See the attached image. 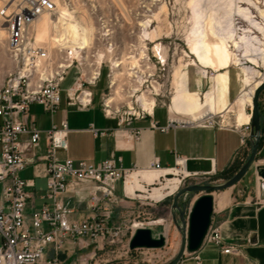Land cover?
I'll use <instances>...</instances> for the list:
<instances>
[{
    "label": "built area",
    "instance_id": "built-area-1",
    "mask_svg": "<svg viewBox=\"0 0 264 264\" xmlns=\"http://www.w3.org/2000/svg\"><path fill=\"white\" fill-rule=\"evenodd\" d=\"M65 8L68 11V7ZM58 15V7L52 0H14L0 10V19L7 33L6 56L10 63L0 86V264H63L62 257L69 251L74 254L76 249H85V242L96 247L102 245L113 254L116 248L124 246L121 251L127 249L129 241L124 243V239H131L139 228L135 227L136 224H131L129 228L109 224L112 215L109 205L116 201L115 185L124 182L129 174L117 166L116 160L109 158L94 165L57 158L58 150L65 152L68 149V126L65 121L44 131L45 147L42 153H35L42 132L27 118L30 107L36 106L52 115L59 110L65 93L67 106L87 110L93 104L92 89L100 82L103 72L106 79L104 91L107 93L102 94L99 105L107 118L117 121L119 127L128 128L132 139H138L141 133L140 129L131 128L133 121L151 117L157 108L155 104L153 111L146 113L135 103L133 112L127 107V111L123 110L122 105L117 110L108 105L112 89L117 84L125 90L130 85L124 76L113 84L109 60L103 59L100 67L96 66L95 56L100 50L113 60L120 58L109 24L100 25L99 51L92 47L84 50L71 46L70 42L66 43L67 39L60 36L54 47L38 42L33 28L38 19L48 16L57 21ZM55 32L60 34L58 28ZM158 61L160 66L167 64L160 59ZM72 69L79 77L69 89L62 91L61 86ZM154 76H149L147 82ZM124 79L125 83L122 82ZM151 83L156 84V81ZM167 119L163 127L152 123L151 128L164 134L177 126L189 125ZM196 125L229 126L214 119ZM241 129L242 143H245L250 137L249 125ZM89 131L94 137L103 136V132L92 126ZM29 165L33 167L35 176L45 180L42 200L45 199L46 203L26 215L32 194L30 189L34 185L32 180L21 179L20 174ZM183 166V159L176 158V167L172 169L175 176L190 178ZM152 167L161 171L157 162H153ZM255 168L256 189L252 203L264 207V175L260 174L264 165L256 164ZM80 205H85L88 215L73 218ZM136 223L143 227V223ZM210 225L203 245H214L223 254L240 255L238 248L232 245L224 247L219 226ZM179 264L204 262L196 252L186 253Z\"/></svg>",
    "mask_w": 264,
    "mask_h": 264
},
{
    "label": "crops",
    "instance_id": "crops-1",
    "mask_svg": "<svg viewBox=\"0 0 264 264\" xmlns=\"http://www.w3.org/2000/svg\"><path fill=\"white\" fill-rule=\"evenodd\" d=\"M3 39H0V45ZM230 89L234 90L232 87ZM229 90L222 100L228 104L233 100ZM66 103L65 93H63L60 108L52 115L36 106L30 107L27 118L42 132L41 142L35 153H42L45 147L44 131L52 126H59L61 121H65L68 126V149L65 152L58 150L56 152L58 159L84 161L96 165L105 159L112 158L116 160L118 167L136 176L130 188H127L126 180L115 185L116 201L109 205L112 213L109 224L129 228L136 222L143 223V227L149 228L153 236L160 234L166 236L167 243L170 241L181 243V233L173 221L175 215L176 223L179 225L178 214L173 210H168L165 216L156 217L153 214L157 207L167 208V202L172 198V194L164 195L165 197L161 200L150 199L149 196L154 188H159L167 182L168 179L164 180V177L169 174L163 176V172L175 168L176 158H182L184 172L191 177L179 179L175 176L180 183L200 178L226 177L241 168L252 150L251 139L248 138L245 143H242L241 126L250 122V115H247L245 110H242L239 117L233 116L237 117L233 121L236 127L231 125L225 128L201 127L189 124L177 126L161 134L152 129L151 124L158 123L163 127L169 116L164 109L156 108L151 117L133 121L131 128L140 129L141 133L138 139H132L127 127H119L117 121L104 115L95 97L92 106L87 110H80L75 106L69 107ZM157 110L164 111L163 119L157 118ZM258 110L261 137L255 163L250 168L251 179L246 178L248 171L242 181L232 189L211 192L214 198L211 224L219 226L224 247L232 245L239 249L240 255L223 254L214 245L204 244L198 250L204 264H264V207H257L252 203L256 189L255 167L256 164L264 165V92L259 99ZM91 126L103 132V136L94 137L89 131ZM153 162L160 165L161 171L153 169ZM151 174H158V177L154 182L149 183L147 180ZM20 177L25 181L32 180L34 185L30 189L32 194L26 209V215H29L33 209H39L46 203L45 199L42 200L45 180L41 176H35L34 169L30 165L20 174ZM199 196L201 195L196 196L192 202H188L187 210H190ZM188 198L184 196L179 207ZM87 215L85 205H80L73 218ZM129 240V237H126L124 243ZM84 244L85 249H79V251L86 256L93 257L99 254L104 258L112 254L102 245L96 247L87 242ZM122 248H116V252H120ZM73 255L69 251V254L62 258L65 261Z\"/></svg>",
    "mask_w": 264,
    "mask_h": 264
},
{
    "label": "rangeland",
    "instance_id": "rangeland-1",
    "mask_svg": "<svg viewBox=\"0 0 264 264\" xmlns=\"http://www.w3.org/2000/svg\"><path fill=\"white\" fill-rule=\"evenodd\" d=\"M13 1L14 0H0V10L3 7L13 3ZM52 1H55L58 9L64 7V9L67 11V9L65 8L67 6V12H70L71 16H73L72 19L78 22L80 26L86 27L91 30L87 48L92 47L95 50L99 51L101 49V45H98L100 25L102 23H106L112 27V39L115 45H117V53L119 55L118 57L120 58L113 60L106 53L100 50L99 53L97 52L95 56L96 66L100 67L103 59L109 60L112 67L111 75H113V79L117 77L119 79L120 76H124L129 81L130 85L128 86L127 90L121 89L119 85L117 89L112 90L113 93L108 99V101H111L109 104L110 107H114L117 110L120 108V105H122L123 110L127 111V108H129V111L133 112V104L135 103L139 105L138 97L143 95L146 100L152 99L151 101L154 102V105H157V108L164 109L165 113H167L171 98L178 92L180 88L181 79H183L184 77L190 78L191 83L189 88L191 92L200 89L196 84H194V81L192 80L193 77H196L195 68L198 67L199 64L197 58L195 57V54L193 53V44L187 43V38L190 35L193 21V13L191 12V8L189 7L190 0ZM252 1L258 2L257 6L261 10H264V0ZM234 3L235 5L238 4L241 7L243 6L244 8L249 7L245 4H242L241 2L238 3L237 0H234ZM206 5L210 6L213 11H217V15H221L223 12L222 2H220V0H212L209 3L206 2ZM249 10H251V16H253L251 20H255L264 27V20L259 18L260 16L258 12H256V10L252 8V6L251 8L249 7ZM237 16H231L232 26L235 30L233 39L236 38L239 34H243L250 27V25H247L248 23L241 16ZM53 20L51 18L50 20L46 19L44 21V27L42 28V30H39V32L35 25L33 27L37 34L38 41L40 40L47 43L49 47L55 46H51L49 42L50 39L54 38V36L57 35V33L55 32L56 28H58V31L61 34L60 23H57L56 26L53 27V24H51V21ZM145 21H148L146 25L147 35L143 36V31L139 26ZM4 28L5 24H3L0 19V29L4 33V39L2 38L3 41L0 45V86L3 82L5 72L10 68V63L8 62L6 56V33ZM252 32L254 33L250 34L248 32L246 34L255 35V30H252ZM257 34L258 32L256 33V35ZM259 38L261 40L262 36L259 35ZM206 42L209 43V47H212L213 44H217V42L212 39H209ZM262 42H264L263 39ZM91 44L93 46H91ZM223 51L224 54L229 57V62L227 65H224L219 70V72H215L214 70H212V67L205 68L206 77L205 80L201 83L203 85L199 90V98L201 102L203 101V97L207 93L208 87L211 85V83H213L215 87L217 85L215 89V98L217 100L219 98L222 99L224 95L229 93L228 90L231 88L230 78L232 79V77H235V71L238 69L235 66L234 58L241 53L240 50L234 49L232 43H228V45L220 49V57H222ZM100 54H102V57L99 59L98 56ZM131 56L138 60L139 69H130L129 66L132 61ZM157 57L160 60L162 59V61L167 64L165 66H160L158 59H156ZM116 62H122V64H120V66L115 69L113 68V63ZM241 64L247 67H253L252 65L250 66V64H248L244 59L241 61ZM127 65L129 68L127 67ZM146 69L149 70H147L146 72ZM258 70L261 71L262 75L264 76V70ZM90 71L93 70L91 69ZM136 71L139 73L135 74L134 76V72ZM146 73L152 74V76L155 74V76L153 78H150L147 83L145 82V79L147 78ZM217 76L221 77L222 79L221 87L219 86L220 83L216 81ZM78 77L79 76L75 73L74 69L70 70L66 81L61 86L62 91H66L67 89H69L76 82V79ZM152 80L156 81V84H152ZM123 81L124 83L126 82L125 79L122 80V82ZM144 82L146 84H144ZM105 87L106 79L103 72L100 82L96 87L92 89L94 97L98 101L100 100L103 93H107V91H104ZM229 91H231V98H233L234 90L230 89ZM116 93H118L117 96ZM262 93L259 95L258 101L262 96ZM154 96L157 97L154 98ZM216 96H218L219 98ZM129 105L131 108L129 107ZM139 107L141 108L140 105ZM243 110H245V113L247 115H250L251 107L245 105V108H243ZM237 112L238 102H236V100L233 98L227 111H225L223 114H220L221 116L224 115L225 117L223 116V118H219L218 115H216L214 117V120L219 123L234 125L233 121H235L236 117L233 116H236ZM156 116L159 119H163L164 111L157 110ZM179 122L182 121L180 120ZM248 125L250 131V122ZM250 172L251 169L246 175V178H248L247 180L251 179ZM232 176L233 175H228L226 177H220L216 179L200 178L196 180L182 181L179 184L176 192L172 194V198H170L169 202H167V208L157 207L156 210H154L153 216H165L166 213L169 212L168 210H171V204L175 193L180 191L181 188L196 185H223ZM233 187L228 189H232ZM198 195L201 194L189 193L186 195L189 197L185 202L186 210L188 207V202H192L193 199ZM183 197L184 196H182L181 199ZM181 199L178 201V205ZM188 211L189 210H187L185 213V219L188 215ZM179 248L180 243H173L172 241H170L169 243H167L166 247L161 250L149 251L137 249L135 251H130L129 248H127L124 249V251L109 254L104 258L100 257L99 254L93 256L94 258L86 256L85 253H82L79 251V249H76L74 251V255L72 257L66 258L63 264H168V262L175 258V255L177 254Z\"/></svg>",
    "mask_w": 264,
    "mask_h": 264
},
{
    "label": "bare ground",
    "instance_id": "bare-ground-1",
    "mask_svg": "<svg viewBox=\"0 0 264 264\" xmlns=\"http://www.w3.org/2000/svg\"><path fill=\"white\" fill-rule=\"evenodd\" d=\"M210 1L212 0H190L189 2V7L191 8V12L193 13L192 14L193 21H192V28L190 35L187 38V43L193 44V53L195 54V57L197 58L199 64L198 67L195 68L196 77H193L192 80L194 81V84H196L198 88L201 89L203 85L201 83L205 80L206 77L205 68L212 67V70H214L215 72H219V70L224 65H227L229 62V57L224 54V51L222 57H220L219 51L224 46L228 45V43H232L234 49L240 50L241 53L240 55L234 58L235 66L238 69L235 71L236 72L235 77H232V79L230 78V87L234 89L233 98L236 100V102H238L237 117H239L243 108H245V105H248L249 107L252 108V98L254 96V92L259 87V85L264 82V76L262 75L261 71L258 70V69L264 70V42H262V39L264 40V27L255 20L253 19L251 20L253 16H251L252 12L251 10H249V7L251 8L252 6V8L256 10V12H258L260 16L259 18H261L262 20H264V10H261L257 6L258 2H253L252 0H237L238 3L241 2L242 4L249 6L246 8H244L243 6L241 7L238 4L235 5L234 0H220V2H222L223 12L221 15H217V11H213L210 6L206 5V2L209 3ZM58 10H59V17L57 19V22L53 20L51 21V24H53L54 27L56 26L57 23H60L61 34L55 35L54 38L50 39L49 42L50 45L54 46L58 41H60L59 39L60 36L62 39H67L66 43L69 44L70 42L71 46H77L85 50V48L88 47L87 45H88V40L90 39L91 30L86 27L80 26L78 22L72 19L73 16H71L70 12H67L64 9V7ZM232 15L233 16L238 15L237 17L241 16L248 23L247 25H250V27L243 34H239L234 39L233 37L235 30L231 22ZM46 19L50 20L48 16H42L40 19H38V22L35 24V27L37 28L38 32L39 30H42V28L44 27V21ZM147 23L148 21H145L141 23V25L139 26L143 31V36L147 35L146 32ZM252 30H255V32L256 33L258 32V34L257 35L256 33L255 35L246 34L248 32L250 34L254 33L252 32ZM259 35L262 36L261 40L259 38ZM3 36L4 33L0 29V39H2ZM6 38H7V33H6ZM36 39H37V34H36ZM209 39L215 40L217 44L215 45L213 44L212 47H209V43L206 42ZM210 53H211V57H210ZM101 57L102 54L98 56L99 59ZM131 59L132 61L129 66L130 69H135V68L139 69L138 60H136L134 57H132ZM243 59L248 64H250V66L252 65L253 67L251 68L241 64V61ZM120 64H122V62L113 63V68L116 69L117 67L120 66ZM137 71L134 72V76L135 74L139 73ZM146 74H147V78L149 76H152V74H148V73ZM147 78L145 79V82H147ZM115 79H113V75H112L113 84L117 83L118 77ZM216 81L220 83L219 86L221 87L222 86L221 77L217 76ZM190 83L191 80L189 77L188 78L184 77L183 79H181L180 88L178 92L171 98L169 102V106H168L169 118L172 121L178 123L181 120L182 123L185 124H194V123L199 124L207 121L209 122L213 120L216 115H218L219 118H223L224 115L221 116L220 114H223L225 111H227L230 104H228V102L225 101L223 102L222 101L223 98L220 99L218 96H216L219 98L218 99L219 101L215 98V89L217 85L215 87L214 84L211 83V85L208 87L207 93L203 97V101L201 102L199 98L200 89L191 92L189 88ZM117 87L113 88L112 90L117 89ZM117 95L118 93H116V96ZM151 100L148 99L146 100L143 95L138 97L139 105L141 106L143 111L147 113H151L153 111L155 105L154 102ZM110 102L111 101L107 102L108 105L110 104ZM250 121H251V117H250ZM223 125H228V124H223ZM231 126L236 127L235 125H231ZM165 174H169L171 178H168L165 185L159 188H154L149 195L150 199L152 198L154 200H161L162 198L165 197L164 195L173 194L178 189L180 180H178L175 177V172L173 170H165V172H163L162 175L164 176ZM129 175L130 174H128V176ZM157 177L158 174H151L147 181L149 183L154 182ZM126 178H125L126 186L127 188H130L131 184L135 182L136 176L130 175L128 179ZM135 227L140 228V225L136 223Z\"/></svg>",
    "mask_w": 264,
    "mask_h": 264
},
{
    "label": "water",
    "instance_id": "water-1",
    "mask_svg": "<svg viewBox=\"0 0 264 264\" xmlns=\"http://www.w3.org/2000/svg\"><path fill=\"white\" fill-rule=\"evenodd\" d=\"M264 92V82L259 85L255 90L254 96L252 98V108H251V121H250V139L252 141V150L241 166V168L223 185H211V186H188L181 188L180 191L175 193L172 200L171 210L176 211L178 214L179 225L176 223V216H173V221L175 226L181 233V243L180 248L168 264H179L186 253H196L202 247L204 243V238L210 228L212 215L214 213L213 205L214 198L211 192H220L227 190L239 182L242 181L245 174L254 165L256 154L258 151V144L261 137L260 132V117H259V95ZM261 176L264 175V171L260 172ZM171 178L170 175H165L164 180ZM189 193H200L199 196L190 210L185 219L186 204L183 203L181 207L178 205V201L182 196H186ZM211 194V195H210ZM129 250L135 251L137 249L143 250H161L167 245L166 236L160 234L158 236H153L152 231L146 227L137 228L131 239L129 240Z\"/></svg>",
    "mask_w": 264,
    "mask_h": 264
},
{
    "label": "trees",
    "instance_id": "trees-1",
    "mask_svg": "<svg viewBox=\"0 0 264 264\" xmlns=\"http://www.w3.org/2000/svg\"><path fill=\"white\" fill-rule=\"evenodd\" d=\"M236 173V172H235ZM235 173H231L230 175H234ZM228 176V175H227Z\"/></svg>",
    "mask_w": 264,
    "mask_h": 264
}]
</instances>
